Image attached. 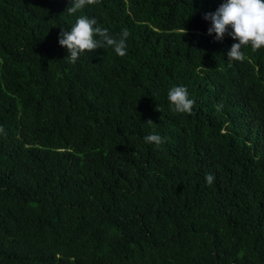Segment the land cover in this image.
Listing matches in <instances>:
<instances>
[{"label": "trees", "instance_id": "1", "mask_svg": "<svg viewBox=\"0 0 264 264\" xmlns=\"http://www.w3.org/2000/svg\"><path fill=\"white\" fill-rule=\"evenodd\" d=\"M221 2L0 0V264H264V48L227 59ZM80 15L127 54L69 63Z\"/></svg>", "mask_w": 264, "mask_h": 264}, {"label": "clouds", "instance_id": "2", "mask_svg": "<svg viewBox=\"0 0 264 264\" xmlns=\"http://www.w3.org/2000/svg\"><path fill=\"white\" fill-rule=\"evenodd\" d=\"M68 3L70 6L66 8L67 14L74 15L88 6L100 3V0H68ZM203 19L210 21L211 26L207 29V34H215L214 42L222 41L231 28L229 35L235 43L227 53L228 60L242 62L245 60L242 49L249 48L256 52L264 48V0H222L215 12L206 13ZM97 24L96 18L80 15L70 30L60 29L58 44L68 52L69 63H75L81 55L97 49L111 48L120 57L127 54L126 41L130 31L123 28L119 36L115 37ZM183 32L186 34V29L183 28ZM167 99L173 112L192 114L195 102L189 98L186 87L173 86L168 91ZM146 124L152 125L153 122L149 120ZM3 132V126H0V133ZM144 141L157 147L164 143L158 134H149L144 137ZM214 179L210 173L205 176V182L209 185Z\"/></svg>", "mask_w": 264, "mask_h": 264}]
</instances>
